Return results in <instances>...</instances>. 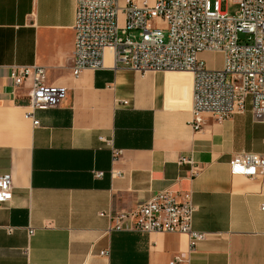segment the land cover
Instances as JSON below:
<instances>
[{
  "label": "crops",
  "instance_id": "0c3cea01",
  "mask_svg": "<svg viewBox=\"0 0 264 264\" xmlns=\"http://www.w3.org/2000/svg\"><path fill=\"white\" fill-rule=\"evenodd\" d=\"M73 21L74 0H0V175L12 181L0 264H169L186 236L109 230V216L164 190L191 193L192 228L206 234L188 264H264V178L228 167L237 152L264 153L249 103L223 121L203 115L195 131L192 75L138 73L105 52L103 68L73 78ZM13 65L44 67L46 83L67 90L34 111L36 127L24 117L30 81L14 87Z\"/></svg>",
  "mask_w": 264,
  "mask_h": 264
},
{
  "label": "built area",
  "instance_id": "2783aa9c",
  "mask_svg": "<svg viewBox=\"0 0 264 264\" xmlns=\"http://www.w3.org/2000/svg\"><path fill=\"white\" fill-rule=\"evenodd\" d=\"M232 1L238 6L233 15L220 10V0H74L71 76L103 68L109 50L115 66L138 73L189 72L195 131L203 115L223 121L242 113L247 102L252 119L264 123V0ZM119 15L124 17L121 26ZM203 53L218 54L220 66L207 67L200 58ZM9 78L16 88L30 81L24 117L34 127L38 125L34 111L57 107L67 95L65 88L46 83L45 69L38 65H13ZM117 155L113 151V159ZM178 164L192 165V161L179 157ZM228 167L232 175L264 178V153L237 152ZM102 175L93 172L95 178ZM11 195L10 174L0 175V204ZM260 210L264 211V204ZM194 212L190 192L164 190L133 211L109 216V230L184 235L187 252L173 256L169 264H188V254L206 239L205 233L192 228ZM32 234L29 228L28 237Z\"/></svg>",
  "mask_w": 264,
  "mask_h": 264
},
{
  "label": "rangeland",
  "instance_id": "374dc122",
  "mask_svg": "<svg viewBox=\"0 0 264 264\" xmlns=\"http://www.w3.org/2000/svg\"><path fill=\"white\" fill-rule=\"evenodd\" d=\"M219 8L222 12H226L228 15H233L238 10V6L235 3H233L232 0H220ZM123 18H124L123 15H119V26L122 25ZM200 58L209 68H218L221 63V59L218 54L203 53L200 55Z\"/></svg>",
  "mask_w": 264,
  "mask_h": 264
},
{
  "label": "bare ground",
  "instance_id": "6f19581e",
  "mask_svg": "<svg viewBox=\"0 0 264 264\" xmlns=\"http://www.w3.org/2000/svg\"><path fill=\"white\" fill-rule=\"evenodd\" d=\"M106 52H108L110 54V51L109 50H106ZM177 73H187L189 75H191L189 72L187 71H176Z\"/></svg>",
  "mask_w": 264,
  "mask_h": 264
}]
</instances>
